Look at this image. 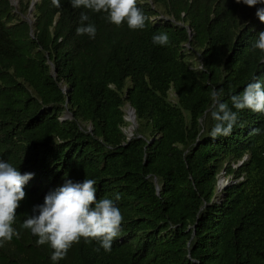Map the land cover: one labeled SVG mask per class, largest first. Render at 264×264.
<instances>
[{"label":"trees","instance_id":"16d2710c","mask_svg":"<svg viewBox=\"0 0 264 264\" xmlns=\"http://www.w3.org/2000/svg\"><path fill=\"white\" fill-rule=\"evenodd\" d=\"M138 7L143 30L70 0H0V160L34 174L0 264H264V113L239 111L231 135L211 136L214 90L231 108L254 78L264 84L252 47L264 23L236 0ZM82 13L94 39L77 34ZM159 33L166 46L153 43ZM68 179H94L97 199L119 194L110 252L81 240L54 262L22 227Z\"/></svg>","mask_w":264,"mask_h":264},{"label":"clouds","instance_id":"9594fccd","mask_svg":"<svg viewBox=\"0 0 264 264\" xmlns=\"http://www.w3.org/2000/svg\"><path fill=\"white\" fill-rule=\"evenodd\" d=\"M52 5L61 8V0H51ZM237 3L252 8L256 7V16L264 23V0H236ZM74 9H87L95 13L107 14L108 21L121 26L126 22L131 30H143L146 17L138 7V0H70ZM89 16L81 14V26L77 28L78 35L87 34L94 39L96 27L87 23ZM154 44L166 46L169 37L166 33L154 34ZM253 49L264 52V31L258 33V38L252 45ZM249 83L242 93L232 95L231 108L220 97L221 91L214 90L213 98L216 100L212 117L216 121L211 136L227 137L231 135L238 124V112L249 109L256 113H264V84L258 78ZM232 109H236L233 111ZM32 173L21 174L12 164L0 160V247L10 243L13 238H19L20 233L14 228L17 209L26 197L25 184L33 178ZM96 181L84 179L83 182H73L68 179L54 191L49 192L42 205L33 208V214L23 222L22 227L31 231L38 237V246L51 247L52 261H59L67 256L73 245L96 241L105 252H110L113 241L119 236L123 216L115 201H119V194L115 201L104 197L97 199Z\"/></svg>","mask_w":264,"mask_h":264},{"label":"water","instance_id":"95a60500","mask_svg":"<svg viewBox=\"0 0 264 264\" xmlns=\"http://www.w3.org/2000/svg\"><path fill=\"white\" fill-rule=\"evenodd\" d=\"M35 1H37V0H35ZM33 5H34V2L31 4L30 10H32ZM190 36H191V33L189 32V37ZM53 76H55V72L53 73ZM128 108H129V111H128L129 117L128 118H125V120L130 123L128 130H129V136H132V131H133L135 125H136L135 112H134V110L131 107H128ZM66 118H68V116H65V119ZM217 188L219 190V181L217 183Z\"/></svg>","mask_w":264,"mask_h":264},{"label":"rangeland","instance_id":"374dc122","mask_svg":"<svg viewBox=\"0 0 264 264\" xmlns=\"http://www.w3.org/2000/svg\"><path fill=\"white\" fill-rule=\"evenodd\" d=\"M124 111H125V118H128L129 117V115H128V111H129V108H128V106H126L125 108H124ZM129 127H127L126 129H125V132H126V134H128L129 135ZM226 178L224 179L222 176L220 177V179H219V189L221 190L224 186H225V184H226Z\"/></svg>","mask_w":264,"mask_h":264},{"label":"built area","instance_id":"2783aa9c","mask_svg":"<svg viewBox=\"0 0 264 264\" xmlns=\"http://www.w3.org/2000/svg\"><path fill=\"white\" fill-rule=\"evenodd\" d=\"M226 184H227V181H226ZM226 184H225V185H226Z\"/></svg>","mask_w":264,"mask_h":264}]
</instances>
